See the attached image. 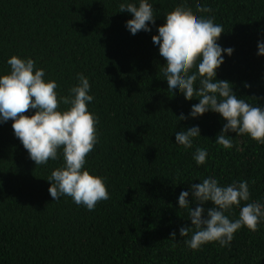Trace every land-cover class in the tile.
<instances>
[{
    "label": "trees",
    "instance_id": "16d2710c",
    "mask_svg": "<svg viewBox=\"0 0 264 264\" xmlns=\"http://www.w3.org/2000/svg\"><path fill=\"white\" fill-rule=\"evenodd\" d=\"M121 2L0 0V75L17 55L43 68L45 79L56 81L58 96L68 95L78 73L89 79L94 99L88 108L98 123L85 167L105 178L110 196L92 211L68 196L54 201L46 178L63 164L62 157L36 165L14 136L12 121L0 124V264H264V222L255 232L242 227L230 246L210 242L194 251L183 243L191 233L181 237L179 228L192 225L177 198L193 183L209 176L222 186L245 180L248 202L264 203V144L234 132L227 133L231 149L215 144L226 121L211 111L179 121L199 101L168 92L166 62L152 41L176 6L213 17L224 31L217 42L234 49L232 56L225 54L217 79L264 106V56L257 55L264 0H150L155 26L135 35L125 27L132 14L118 12ZM197 5L212 11L197 13ZM193 125L201 129L193 148L175 144V131ZM197 147L208 151L203 165L193 160ZM189 203L194 210L191 196ZM225 215L237 219L239 207Z\"/></svg>",
    "mask_w": 264,
    "mask_h": 264
},
{
    "label": "clouds",
    "instance_id": "9594fccd",
    "mask_svg": "<svg viewBox=\"0 0 264 264\" xmlns=\"http://www.w3.org/2000/svg\"><path fill=\"white\" fill-rule=\"evenodd\" d=\"M125 11L132 14L125 22L132 35L141 30L152 31L157 16L150 0H123L118 12ZM211 11V8L196 6L197 13ZM164 18L165 23L156 27L158 34L152 36V41L159 46V55L166 62L162 72L168 92L199 101L191 105L187 115L181 113L179 121L197 119L211 111L226 121L215 144L231 149L233 139L227 135L229 132L237 136L247 134L264 144V106L249 103L234 92L231 82L217 79V69L225 63V54L230 57L234 52L233 48H224L217 42L224 32L222 25L215 23L211 16L195 15L183 5L174 7ZM257 49V55L264 56V39L257 41ZM6 63L9 71L0 75V124L12 121L14 136L36 165H47L49 160L62 157L63 164L46 178L54 201L68 196L76 205L94 210L98 201L108 200L110 196L105 178L90 173L85 167L86 156L97 143L95 126L98 123V117L88 108L94 99L89 94V79L78 73V82L69 88L68 95L58 96L56 81L45 79V70L36 67L32 58L13 55ZM244 86L250 87L247 83ZM30 110H35L34 114ZM26 112L29 114L25 115ZM200 136V127L193 125L175 131V144L191 149L194 138ZM207 157V149L195 148L193 160L197 165H203ZM189 196L196 204L194 210ZM249 199V185L245 180L222 186L215 177L209 176L191 184L177 198L179 209H187V219L192 225L179 228L181 237L191 233L183 243L194 251L210 242L226 247L242 227L257 231L258 224L264 222V203L248 202ZM208 202L212 207L201 206ZM241 202L248 203L241 206ZM234 206L239 207V216L230 220L225 213ZM175 238L176 232L170 233V239L175 241Z\"/></svg>",
    "mask_w": 264,
    "mask_h": 264
}]
</instances>
